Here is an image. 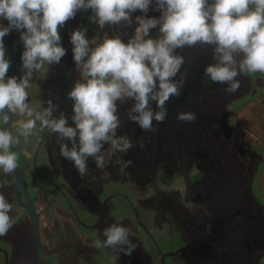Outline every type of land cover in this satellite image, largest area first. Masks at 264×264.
<instances>
[{"label":"flooded vegetation","instance_id":"flooded-vegetation-1","mask_svg":"<svg viewBox=\"0 0 264 264\" xmlns=\"http://www.w3.org/2000/svg\"><path fill=\"white\" fill-rule=\"evenodd\" d=\"M145 15L149 18L161 15L155 0L146 14L140 10L132 13L131 24L106 25L103 29L93 22L91 9L78 10L75 17L59 29L66 55L58 64L45 65L34 74L28 89L29 101L43 107V101L47 106L50 99L56 106L53 115L58 118L63 112L69 125L74 127V102L68 92L80 73L73 59L72 31L86 30L93 47L106 35H119L127 42L135 36L138 27L135 18ZM7 24L8 21L0 19V25ZM150 34L157 37L158 27ZM4 43L6 58L11 62L8 76L16 58L18 61L13 76H22L24 48L20 31L12 30L4 37ZM18 45L20 53L17 57L15 49ZM175 53L184 57L180 71L173 78L181 81L186 63L192 58L208 57L210 50L208 45L197 43L178 48ZM210 56L209 64L198 77L189 80L186 86L183 82L181 84V88H189V93L183 88L185 99L187 95L184 112L194 113L195 120L178 121L174 102H179L171 96L166 102L167 116L164 121L153 119L155 130L145 131L128 117L135 101L117 102V115L121 121L117 136L129 139L132 147L123 153L105 144L100 153L105 161L103 168H97L95 161L89 158L88 170L81 176L73 162L60 155L56 135L41 130L39 123L32 136L20 138L14 150L19 154L18 164L23 169L27 194L21 188L16 190V171L11 175L2 174L1 179L4 180H1L0 188H9L7 200L13 205L10 215L15 233L26 234L28 228L33 227L31 223L34 220L39 226L41 246L45 251L49 249V253L43 254L45 264H118L117 251L103 246L97 248L92 241L103 242V228L124 218L128 221L125 226L130 229L131 235L138 233L142 237L140 243L146 244L156 264H196L189 249L192 248L191 235L196 233L204 238L210 237V234L214 236L201 242L209 245L210 251L215 246L220 254L228 252L225 237L241 229V216L233 212L234 206L240 202L237 197L241 195V183L245 186L246 181L251 180V172L241 169V151L264 159V145L242 130L241 122L235 117V110L241 111L242 105L235 106L230 117H225L220 111L221 106L205 103L212 96L210 89L214 87V82L205 77L206 67L214 64L213 55ZM150 105L153 111L159 110L155 101H150ZM212 107L216 113L213 120ZM17 119L21 117H12L13 122ZM241 136L248 141L245 150ZM66 142L71 147V141ZM118 160L131 161L123 174L119 172ZM263 168L264 162L259 167L258 176ZM255 183L256 177L253 190ZM0 193L5 194V191ZM218 203H222L223 207L217 206ZM27 206L35 208V216L30 217ZM100 215H107L104 226L96 221ZM83 225L88 231H78ZM205 225L208 228L205 227L206 232ZM16 245L10 239L0 240V264H5L6 260L11 264L14 255V259L21 258L23 249ZM155 246L160 252L158 261L153 254ZM37 250L35 245L34 252L29 255L35 260L40 256ZM173 252L177 253L169 255ZM136 258L127 264H139ZM37 263L43 264L42 261Z\"/></svg>","mask_w":264,"mask_h":264},{"label":"clouds","instance_id":"clouds-1","mask_svg":"<svg viewBox=\"0 0 264 264\" xmlns=\"http://www.w3.org/2000/svg\"><path fill=\"white\" fill-rule=\"evenodd\" d=\"M153 0H0V174L11 175L18 167L19 154L14 150L20 138L27 139L37 130L56 135L59 153L73 162L79 174L87 170L92 158L97 168L105 161L101 150L105 144L126 153L129 139L117 136L121 124L117 102L134 100L128 111L130 120L145 131H154L153 119L163 122L166 102L179 96L181 81H175L184 57L178 48L213 46L216 63L205 69L212 82L227 83L228 92L237 91L240 74L264 73V0H155L157 17L137 16L135 36L127 42L119 35H106L90 46L86 30L72 31L73 59L80 73L69 98L74 102L72 121L62 112L53 115L56 106L49 99L41 107L29 101L34 74L45 65L58 64L66 55L59 29L73 19L78 10H92L91 17L101 29L106 25L132 23V13L149 11ZM159 29L157 37L151 30ZM20 31L23 42L22 76H8L10 60L6 58L4 37ZM26 30V31H25ZM155 101L158 111H153ZM21 117L13 122V116ZM178 119L192 121V112H181ZM66 141H71L69 147ZM123 174L131 161H117ZM13 205L0 193V236L13 226ZM104 241L95 246L107 247L131 255L137 245L130 239V229L120 223L103 228Z\"/></svg>","mask_w":264,"mask_h":264},{"label":"water","instance_id":"water-1","mask_svg":"<svg viewBox=\"0 0 264 264\" xmlns=\"http://www.w3.org/2000/svg\"><path fill=\"white\" fill-rule=\"evenodd\" d=\"M208 47L210 50V54L208 55V57L201 59L192 58L186 63L183 69L184 73L181 72L182 75L180 78V80L183 81V84L185 86L188 84L189 80L198 77V75L203 72L205 66L209 64V61L212 58L210 55H213L211 54V52L213 53V46L208 45ZM15 51L18 57V54L20 53L19 45L16 47ZM17 61L18 58L13 60L9 76H13ZM212 63H216V60L212 59ZM80 79L81 77L78 76L77 81ZM236 79L241 82V86L237 91L228 92L226 90L228 88L227 83L214 82V87L210 89L212 96L207 98L208 100L205 101V103H211V105L213 104L215 106H221L220 111L223 114L222 116L230 117L232 109L235 107V105L240 104L237 102H242L249 96L252 97L251 99H255V97L259 95V91L264 90V73H254L246 75L240 74L236 77ZM183 88H185L186 93H189V88L180 87L179 96H174L179 102V104L177 102H174V105H176L174 108H176L178 115L179 113L184 112L187 109V105L185 104L187 95L185 99ZM205 103L203 104V107L206 106ZM215 114V110L213 109L212 120L215 119ZM178 121H180V119H178ZM190 142L192 141L190 140ZM241 143L245 144L243 147L245 150L248 141L243 136H241ZM263 162L264 159L249 156L245 152L241 151V169H243V172H251V180L246 181L245 186L241 183V195H238L237 197L240 202L236 206H234L235 209H233V212L236 215L241 216V229H237L236 233H229L225 237L228 252L222 254H220V252L215 246H213L214 251H210L209 245H203L204 243H201L204 241H208V238L214 237L213 235L210 234V237L206 236L205 238L203 235L200 236L199 233H196L195 236L191 235L192 248L189 249L191 250L192 254L190 255L192 260L195 261L196 264H264V200L261 199L262 197L258 195L256 189L253 190V183L255 181V177L259 171V167H261V164ZM15 171L17 174L16 190L19 191L21 188V191L24 190L25 194H27L26 188L24 187L23 183L24 179L22 177L23 169L21 168L20 164H18V167ZM1 177L2 174H0V182L1 180H4L3 178L1 179ZM3 190L5 191L4 195L6 199H8L9 194L7 193L9 191V188H0V191ZM218 205L220 208L223 207L222 203H218L217 206ZM195 207L198 208L197 205ZM34 209V207L30 209V207L27 206V212H29L30 217L35 216ZM238 210L241 211V214ZM106 216L107 215H100L96 219V221L100 223L101 226H104V219H106ZM110 221L113 220H111L110 218ZM113 223H120L125 226L128 224V221H126V218H124L123 220L117 219ZM31 224V226L33 227H29V230L26 234H19L17 232L15 233L14 227L12 226L6 235L0 236V240L2 242L6 241L7 239H10L13 241V243L17 244V247L18 245H20V250L23 249L21 258L19 260L17 258L14 259V255L11 264H16L17 261H19L17 262L18 264H38V261H42L43 264H45V257L43 254L49 253V249L46 248L45 251L44 247L41 246V230L35 220ZM206 225L203 226L205 232ZM79 229L80 231H88L87 226L85 227V225H83L82 227L80 226L78 228V231ZM141 238L142 237L138 233H135L130 236V239L133 243L137 245V247L131 255H125L123 253L117 252L118 255L116 259L118 264H127L132 258L136 257L137 258L135 259V261L139 264H156L146 244L144 245L140 243ZM95 240H93L92 243L95 244ZM32 241H35V243ZM35 245H37V251L38 254H40L38 260H35L33 257L29 256L32 255V253L34 252ZM28 247L32 248L30 249ZM179 251L181 252V249ZM175 253L177 252L169 253V255H175ZM7 262L8 261L6 260L5 264H8Z\"/></svg>","mask_w":264,"mask_h":264},{"label":"rangeland","instance_id":"rangeland-1","mask_svg":"<svg viewBox=\"0 0 264 264\" xmlns=\"http://www.w3.org/2000/svg\"><path fill=\"white\" fill-rule=\"evenodd\" d=\"M258 94L255 99H251L252 97L249 96L242 102H237L240 104L235 105L236 107L242 106L241 111L235 110V117L241 122L243 131L252 134L264 145V90H260ZM255 189L258 195L262 197L261 199L264 200V168L259 176H256ZM153 254L158 261L160 252L156 246Z\"/></svg>","mask_w":264,"mask_h":264},{"label":"trees","instance_id":"trees-1","mask_svg":"<svg viewBox=\"0 0 264 264\" xmlns=\"http://www.w3.org/2000/svg\"><path fill=\"white\" fill-rule=\"evenodd\" d=\"M262 95V94H261ZM264 98V97H263ZM264 101V100H263Z\"/></svg>","mask_w":264,"mask_h":264}]
</instances>
